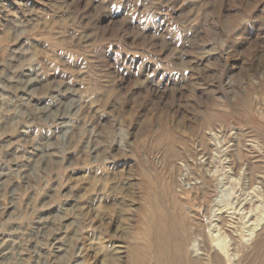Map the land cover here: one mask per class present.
<instances>
[{
  "label": "rangeland",
  "instance_id": "rangeland-1",
  "mask_svg": "<svg viewBox=\"0 0 264 264\" xmlns=\"http://www.w3.org/2000/svg\"><path fill=\"white\" fill-rule=\"evenodd\" d=\"M263 177L264 0H0L2 264L173 251L210 200L264 264Z\"/></svg>",
  "mask_w": 264,
  "mask_h": 264
},
{
  "label": "bare ground",
  "instance_id": "bare-ground-1",
  "mask_svg": "<svg viewBox=\"0 0 264 264\" xmlns=\"http://www.w3.org/2000/svg\"><path fill=\"white\" fill-rule=\"evenodd\" d=\"M230 145L234 147L235 142ZM228 165H231L229 160ZM230 168L232 167L230 166ZM202 202L195 203L197 205L190 207L189 210L194 220L203 222V225L207 228L206 232H202L199 228V230L190 229L192 231L189 232L186 228L187 225L182 222L183 234L182 236L179 233L176 236L174 235V250L169 251L168 244L164 241L166 235L163 236L162 234L164 233L163 227L156 220H152L146 225L145 231L142 232V243L131 246L128 264H150V261L151 264H202L201 262L204 260L211 264H232L239 259L233 240L236 218L239 215L238 211L234 208L232 211H229V208L210 211L212 200L209 201L210 206H206ZM151 229H154L156 233L154 239L150 234ZM186 233L197 237L194 238V243L192 242L191 245H187ZM0 264L2 263L0 262Z\"/></svg>",
  "mask_w": 264,
  "mask_h": 264
}]
</instances>
